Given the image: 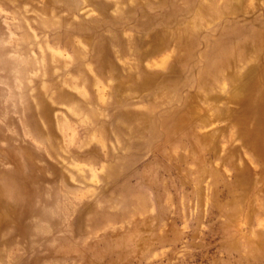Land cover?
Wrapping results in <instances>:
<instances>
[{"label": "rangeland", "instance_id": "obj_1", "mask_svg": "<svg viewBox=\"0 0 264 264\" xmlns=\"http://www.w3.org/2000/svg\"><path fill=\"white\" fill-rule=\"evenodd\" d=\"M0 264H264V0H0Z\"/></svg>", "mask_w": 264, "mask_h": 264}, {"label": "bare ground", "instance_id": "obj_2", "mask_svg": "<svg viewBox=\"0 0 264 264\" xmlns=\"http://www.w3.org/2000/svg\"><path fill=\"white\" fill-rule=\"evenodd\" d=\"M262 51H263V50H262ZM262 51H261V52H262ZM165 114H166V113H165ZM12 181H13V180H12Z\"/></svg>", "mask_w": 264, "mask_h": 264}]
</instances>
